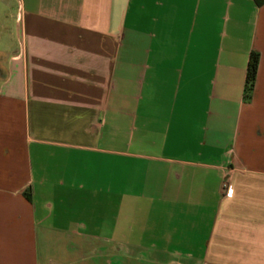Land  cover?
<instances>
[{
  "label": "crops",
  "instance_id": "crops-1",
  "mask_svg": "<svg viewBox=\"0 0 264 264\" xmlns=\"http://www.w3.org/2000/svg\"><path fill=\"white\" fill-rule=\"evenodd\" d=\"M0 264H264V0H0Z\"/></svg>",
  "mask_w": 264,
  "mask_h": 264
},
{
  "label": "trees",
  "instance_id": "trees-1",
  "mask_svg": "<svg viewBox=\"0 0 264 264\" xmlns=\"http://www.w3.org/2000/svg\"><path fill=\"white\" fill-rule=\"evenodd\" d=\"M257 4H261L262 0H256ZM259 62V55L255 52H252L249 56L247 67H246V80L244 86L245 99L249 100L251 97V92L254 87L257 67ZM24 196L28 198L27 193H24Z\"/></svg>",
  "mask_w": 264,
  "mask_h": 264
},
{
  "label": "built area",
  "instance_id": "built-area-1",
  "mask_svg": "<svg viewBox=\"0 0 264 264\" xmlns=\"http://www.w3.org/2000/svg\"><path fill=\"white\" fill-rule=\"evenodd\" d=\"M223 188H224V190H225V195H226V196H229L230 193H231V190H230V188H229V185H228L227 183H225V184L223 185Z\"/></svg>",
  "mask_w": 264,
  "mask_h": 264
},
{
  "label": "rangeland",
  "instance_id": "rangeland-1",
  "mask_svg": "<svg viewBox=\"0 0 264 264\" xmlns=\"http://www.w3.org/2000/svg\"><path fill=\"white\" fill-rule=\"evenodd\" d=\"M42 249L45 251V250H48L49 248H47V247H46V248H44V247H43ZM50 250H51V248H50Z\"/></svg>",
  "mask_w": 264,
  "mask_h": 264
}]
</instances>
